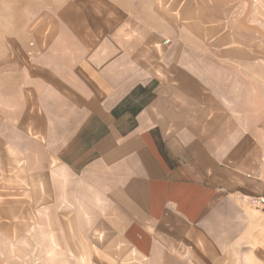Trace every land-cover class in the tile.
<instances>
[{"label": "crops", "instance_id": "obj_1", "mask_svg": "<svg viewBox=\"0 0 264 264\" xmlns=\"http://www.w3.org/2000/svg\"><path fill=\"white\" fill-rule=\"evenodd\" d=\"M59 14L44 45L0 41V217L71 221L142 264H227L264 198V0Z\"/></svg>", "mask_w": 264, "mask_h": 264}, {"label": "rangeland", "instance_id": "obj_2", "mask_svg": "<svg viewBox=\"0 0 264 264\" xmlns=\"http://www.w3.org/2000/svg\"><path fill=\"white\" fill-rule=\"evenodd\" d=\"M66 3L67 0H0V41L9 44L10 51L14 49L10 42L30 45L39 41L44 45L50 27L62 21L59 13ZM246 208L251 211L246 216V233L240 234L239 242V230L231 228L234 241L230 249L235 251V257L227 259V264H264V206L249 201ZM26 222L31 224L22 225ZM46 222L41 218L22 222L0 217V264H142L130 250L120 254L119 247L112 251L107 244L98 243L87 227L71 221L68 226H62L61 220L52 221L53 226ZM238 254L244 258L238 259Z\"/></svg>", "mask_w": 264, "mask_h": 264}, {"label": "built area", "instance_id": "obj_3", "mask_svg": "<svg viewBox=\"0 0 264 264\" xmlns=\"http://www.w3.org/2000/svg\"><path fill=\"white\" fill-rule=\"evenodd\" d=\"M257 203L260 204L261 206H264V198H259Z\"/></svg>", "mask_w": 264, "mask_h": 264}]
</instances>
